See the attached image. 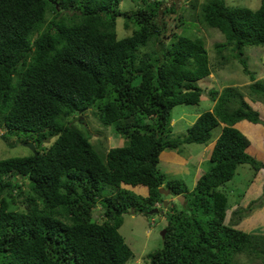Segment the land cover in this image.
Returning a JSON list of instances; mask_svg holds the SVG:
<instances>
[{
	"label": "trees",
	"instance_id": "obj_1",
	"mask_svg": "<svg viewBox=\"0 0 264 264\" xmlns=\"http://www.w3.org/2000/svg\"><path fill=\"white\" fill-rule=\"evenodd\" d=\"M141 1L121 11L119 0H0V138L9 147L29 141L35 151L0 158V264H125L132 252L118 232L122 215H148L161 201L160 152L209 143L219 122L211 165L193 188L165 182L184 203L166 216L161 246L145 262L233 264L236 255L264 247V233L232 227L239 206L231 212L236 219L224 223L233 205L217 189L239 164L250 166L251 182L264 168L234 126L240 120L264 126L255 108L264 103V76L255 79L240 57L245 46L264 44V0L256 9L204 0L197 14L188 9L177 17L179 31L168 41L162 17L169 8L162 0ZM118 17L124 28L134 27L128 35L117 36ZM199 25L223 36L212 44L216 66L237 60L250 82L246 94L234 85L221 94L209 90L213 114L201 112L182 135L171 136V108L197 104L196 82L211 72L202 38L184 33ZM86 111L114 126L122 145L95 148L72 123ZM20 178L27 180L24 196ZM263 193L246 208L260 206Z\"/></svg>",
	"mask_w": 264,
	"mask_h": 264
},
{
	"label": "rangeland",
	"instance_id": "obj_2",
	"mask_svg": "<svg viewBox=\"0 0 264 264\" xmlns=\"http://www.w3.org/2000/svg\"><path fill=\"white\" fill-rule=\"evenodd\" d=\"M151 1V0H146ZM204 0H162V5L169 8V11L163 15L162 19L166 23V29L162 36L164 41H168L171 37V33L174 31H179L175 27V20L180 14H188V9L194 14L199 12V6L203 3ZM226 6H242L248 7L250 9H255L258 7L260 0H224ZM142 1L137 0L136 4L130 0H119L118 8L121 11L128 9H135L137 6H141ZM194 6V7H193ZM49 17V15H48ZM133 26H128L127 28L123 27V18L118 17L116 19L115 31L117 36L128 35L133 29ZM186 35L194 37L195 35L202 38L204 42V47L207 51L208 62L211 66V72L205 78L198 80L196 85L200 87L201 99L195 105H185L178 104L171 108L170 110V126H171V136L182 135L183 131L188 127L196 118V116L208 110L212 106L210 100L211 96L208 93L209 90L218 91V94L222 92V88L231 87L229 85H237L240 91H247L245 85L248 84V76L242 71V65L237 60H230L227 64L222 67H217L215 61L217 60L212 44L214 42H222V34L213 28L205 27L199 25L197 31L187 30L184 32ZM246 62L247 69L253 74L255 78H261L264 76V44L256 46H245L242 49V54L240 56ZM246 94V93H245ZM246 98V97H245ZM251 105H254L251 103ZM255 108L260 112V115L264 117V105L259 104L255 105ZM77 118L72 123L75 127L81 129L85 133L89 134V141L94 145L95 148L101 151H106L107 149L122 145L123 139L119 136L118 132L114 130V126L109 125L104 127L100 125L94 116H91L89 111L83 113H75ZM126 121H132L131 118ZM66 123H70V120L67 119ZM246 122L242 121L238 123V127L241 131L250 129V132H256L258 127L252 125H258L263 130V127L260 124H251L248 125ZM251 124V125H250ZM245 125V126H244ZM254 127V128H252ZM258 130V132L262 131ZM3 129L0 128V134ZM220 127L216 126L211 130V137L209 143L206 144H183L180 147V150L177 151L185 160L173 159L163 157V152L160 156V163L158 164V169L161 173L164 174L165 180H182L189 190H191L200 176V174L206 171L211 165L209 159L210 153V143L215 139L219 134ZM243 133V132H242ZM256 135L260 134L256 133ZM12 141V140H11ZM261 143H264V139H259ZM14 147H9L6 142L0 138V158L13 157V156H22L29 153V149L23 145V141L15 140ZM209 147L206 151L204 148ZM254 147V146H253ZM255 152L261 158V161L264 162V154L261 152L260 148L254 147ZM165 152L177 153L176 150H165ZM264 172V171H263ZM252 169L246 163L239 164L230 180L224 183V185L219 186L220 191L225 193L227 196V202L229 205H237L243 209L239 219H236V216L232 217L235 221L232 222V226L249 233L262 232L264 233V193L261 205L257 206L256 203H253L251 208H246L249 201L257 198L260 195V181L262 174L257 173L253 178ZM22 184L21 191L22 196L27 193V180L25 178H20ZM251 182V183H250ZM165 183V181H163ZM106 186V185H105ZM127 190H131L135 194L144 196L146 191L144 188L138 187H129L121 185ZM108 188V186H106ZM112 188L113 187H109ZM264 192V189H263ZM243 193V196H237V194ZM172 195V194H171ZM163 198V197H162ZM21 197L16 198V201L20 200ZM169 203L162 208L158 203L157 208L159 212L152 214L144 213H131L127 212L122 215V223L118 228V232L123 237L124 241L128 244L131 249L132 255L126 261L125 264H146L145 255L155 249L160 248L161 246V236L160 231L163 229L166 217L172 213L175 209L178 208L179 202L173 198H168ZM230 207L226 211L224 222L227 223L229 217L231 216V210L235 207ZM21 208V207H19ZM17 208L18 210H20ZM93 217H100L98 209H93ZM261 216V217H260ZM262 218V220H259ZM264 247L261 245L259 248H255L249 256L244 254L236 255L233 259L236 263L233 264H264Z\"/></svg>",
	"mask_w": 264,
	"mask_h": 264
},
{
	"label": "clouds",
	"instance_id": "obj_3",
	"mask_svg": "<svg viewBox=\"0 0 264 264\" xmlns=\"http://www.w3.org/2000/svg\"><path fill=\"white\" fill-rule=\"evenodd\" d=\"M260 4V3H259ZM259 6V5H258ZM258 8V7H257ZM256 9V8H255ZM243 59V58H242ZM244 60V59H243ZM244 62H245V60H244ZM245 66H246V62H245ZM247 67V66H246ZM263 77V76H262ZM255 79H259V78H255ZM249 80V79H248ZM250 82V81H249ZM248 82V83H249ZM235 86H237V85H235ZM246 86V85H245ZM202 91V90H201ZM200 99H201V94H200ZM199 99V100H200ZM248 101V100H247ZM199 102V101H198ZM197 102V103H198ZM211 102H212V106L208 109V110H206V111H210L212 114H213V101L211 100ZM260 103H258L257 105H259ZM262 105H264V103H261ZM189 105H195V104H189ZM204 112V111H203ZM200 114V113H199ZM198 114V115H199ZM197 115V116H198ZM196 116V117H197ZM196 119V118H195ZM194 119V120H195ZM261 119L264 121V117H262V115H261ZM240 122H242V120H240V121H237L235 124H234V126L235 127H237L240 131H241V129L238 127V123H240ZM257 124H260V123H257ZM224 124L223 123H221V122H219V123H217V125L216 126H219L220 127V130H221V127L223 126ZM262 127H263V130H264V126L262 125V124H260ZM216 126H214V127H216ZM213 127V128H214ZM0 128H2L3 129V127H0ZM3 132V131H2ZM241 132H243V131H241ZM243 134H244V132H243ZM245 135V134H244ZM246 136V135H245ZM246 138L248 139V141H249V143H250V146H249V149L253 152L252 154H254L255 155V157L258 159V161H261V158L257 155V153L253 150V148L255 147V143L254 142H252V147H251V141H250V139L248 138V136H246ZM260 138H262V139H264V136H260ZM257 140H258V138H257ZM22 142V141H21ZM23 142H29V141H23ZM213 142V141H212ZM212 142L210 143V149H211V146H212ZM260 144H262V145H264V143H261V141H259V143H258V145H260ZM209 147H206V148H204L205 149V151L209 148ZM259 147V146H258ZM258 147H256V148H258ZM180 150V149H179ZM162 152H165V150L164 151H162ZM162 152H160V154L162 153ZM176 152H177V150H176ZM166 153H169V152H166ZM175 153V152H174ZM159 154V155H160ZM176 154H178L179 155V153L177 152ZM209 155H210V153H209ZM181 156V155H180ZM182 157V156H181ZM185 160V159H184ZM159 161H160V156H159ZM263 164H264V162L263 161H261ZM160 163V162H159ZM264 168H260L258 171H257V173H260V174H262V177H261V181H260V185H261V188H260V192L259 193H261V190H262V188L264 189ZM165 178V177H164ZM164 181L166 182V181H168V180H165L164 179ZM180 181H182V180H180ZM126 186V185H125ZM159 189H162V191L160 192L161 194H162V199H161V201L160 202H156L155 204H154V207L152 208V209H156V212H153V213H157V212H159L160 210H159V208H157V205H158V203L160 204V207H164L165 205H166V203H169V199L168 198H173V199H175L176 198V200H177V197L178 196H182V201L181 202H179L178 200V204H180V205H178V208L184 203V197H183V194H176V195H171V193H170V191H169V189L168 188H166L165 187V183H161V185L158 187V190ZM217 189H219V188H217ZM165 190H168L167 191V193H164L163 191H165ZM220 190V189H219ZM163 201H165V204H163ZM234 206V205H233ZM233 206H231V207H233ZM237 206V205H236ZM240 207V206H239ZM177 208V209H178ZM236 208V207H235ZM234 208V209H235ZM176 209V210H177ZM229 209V208H228ZM227 209V210H228ZM234 209H232L231 210V212L234 210ZM151 210V209H150ZM159 210V211H158ZM243 210V209H242ZM149 211V210H148ZM147 211V212H148ZM149 214V213H148ZM150 214H152V213H150ZM225 215H226V213H225ZM164 217H166V215H164ZM224 220H225V217H224ZM225 223V222H224ZM233 227V226H232ZM235 228V227H234ZM163 229H164V227H163ZM237 229V228H236ZM249 233V232H248ZM256 233H258V232H256Z\"/></svg>",
	"mask_w": 264,
	"mask_h": 264
},
{
	"label": "crops",
	"instance_id": "obj_4",
	"mask_svg": "<svg viewBox=\"0 0 264 264\" xmlns=\"http://www.w3.org/2000/svg\"><path fill=\"white\" fill-rule=\"evenodd\" d=\"M249 123H247V124H245V125H248ZM244 125V126H245ZM251 125V124H250ZM252 126H255V127H258V129H256L257 131L256 132H250L249 130L250 129H247V128H245L246 130L245 131H243L244 132V134L246 135V136H248V138L250 139V141H251V147H252V142H254L255 144V147H258V148H260L261 149V152L264 154V145H262V144H260V145H258V143H259V139H261L260 137H259V135H256V133L258 134H260V136H264V130H262L261 129V127L260 126H258V125H252ZM252 128H254V127H252ZM258 130H262V131H260V132H258ZM257 138H258V140H257ZM253 148V147H252ZM253 150L255 151V149L253 148ZM166 155L168 158H169V156L171 157V158H175V159H177V160H180V159H182V160H184V158L183 157H181L180 155H178V154H176V153H166V152H163V155ZM163 156V157H166V156ZM234 206H236V205H234ZM233 206V207H234ZM231 217H232V213H231ZM261 217V216H260ZM259 220H262V218H260ZM260 233H262V232H260Z\"/></svg>",
	"mask_w": 264,
	"mask_h": 264
},
{
	"label": "water",
	"instance_id": "obj_5",
	"mask_svg": "<svg viewBox=\"0 0 264 264\" xmlns=\"http://www.w3.org/2000/svg\"><path fill=\"white\" fill-rule=\"evenodd\" d=\"M23 145L26 146L31 152H33V153L35 152V151H34V145H33V143H31V142H23ZM158 191L161 192L162 189H159ZM167 191H168V190H165V191H163V192H164V193H167ZM181 199H182V196H178V197H177V200H178L179 202L182 201ZM163 204H165V201H163ZM153 212H156V209H155V208H154V209H151V210L148 211L149 214H150V213H153ZM163 234H164V229H162V230L160 231V236L162 237Z\"/></svg>",
	"mask_w": 264,
	"mask_h": 264
}]
</instances>
